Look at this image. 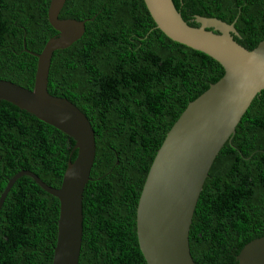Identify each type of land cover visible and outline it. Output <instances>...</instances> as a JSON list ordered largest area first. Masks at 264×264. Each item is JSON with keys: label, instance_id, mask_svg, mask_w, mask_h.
Here are the masks:
<instances>
[{"label": "trees", "instance_id": "trees-1", "mask_svg": "<svg viewBox=\"0 0 264 264\" xmlns=\"http://www.w3.org/2000/svg\"><path fill=\"white\" fill-rule=\"evenodd\" d=\"M193 26L195 14L235 21L254 48L264 40V0H172ZM50 0H0V79L32 89L39 53L57 34ZM61 19L85 20L82 36L51 57L47 90L89 120L95 156L82 196L78 264H147L136 235V206L166 133L187 104L223 75L205 53L156 27L143 0H65ZM74 141L0 100V195L20 170L59 187ZM58 199L31 177L18 178L0 207V264H51ZM264 235V90L220 149L204 181L189 230L195 264H233Z\"/></svg>", "mask_w": 264, "mask_h": 264}, {"label": "water", "instance_id": "water-1", "mask_svg": "<svg viewBox=\"0 0 264 264\" xmlns=\"http://www.w3.org/2000/svg\"><path fill=\"white\" fill-rule=\"evenodd\" d=\"M150 16L171 40L201 51L223 68L222 77L190 101L166 133L148 169L136 206V235L147 264H195L189 247L194 210L209 169L254 97L264 90V40L254 48L239 44L235 21L195 14L189 25L172 0H143ZM65 0H50L47 19L57 31L39 53L32 89L0 79V100L12 103L60 130L74 141L59 187L30 170H20L7 182L0 207L22 176L31 177L59 202L57 236L51 264H78L82 242V196L95 156L93 128L83 112L47 90L55 50L78 40L85 20L58 17ZM233 264H264V235L247 242Z\"/></svg>", "mask_w": 264, "mask_h": 264}]
</instances>
